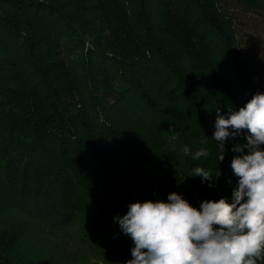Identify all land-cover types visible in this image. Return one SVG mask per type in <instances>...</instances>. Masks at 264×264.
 Returning <instances> with one entry per match:
<instances>
[{
  "label": "trees",
  "instance_id": "16d2710c",
  "mask_svg": "<svg viewBox=\"0 0 264 264\" xmlns=\"http://www.w3.org/2000/svg\"><path fill=\"white\" fill-rule=\"evenodd\" d=\"M245 1L264 9V0ZM136 2L145 21L141 40L147 43L142 53L146 63L138 66L118 53L108 55L103 43L89 45L99 60H110L112 69H119L114 71L124 75L126 67L131 70L125 90L108 91V103L88 88L83 98L89 107L78 113L64 108L68 103L62 92H75L76 86L74 71L60 54L82 42L84 31L98 29L114 38L112 43L106 40L110 49L129 53L137 43L135 30L124 22L115 0H0V212L15 207L52 227L66 226L80 212L97 229L114 234V217L127 212L119 209L121 194L126 193L130 202H166L169 193L178 192L175 186L182 174L171 167V155L158 150L155 141L144 153L135 147L113 123V114L161 137L168 130L184 134L182 125L192 112L204 141L217 153L211 139L215 126L204 98L210 89L206 73L219 71L240 81L242 106L255 93H263L231 49L228 28L209 0ZM156 26L164 29L166 38L147 32L157 31ZM179 57H186L192 71H198L188 77L178 65ZM258 69L264 73V65ZM223 104L219 106H227ZM237 138L246 143L243 135ZM227 142L224 160L217 166L221 175L205 200L225 197L226 190L232 192L237 185L230 167L237 153ZM10 237L4 239L9 246ZM2 252L0 264H17Z\"/></svg>",
  "mask_w": 264,
  "mask_h": 264
},
{
  "label": "rangeland",
  "instance_id": "374dc122",
  "mask_svg": "<svg viewBox=\"0 0 264 264\" xmlns=\"http://www.w3.org/2000/svg\"><path fill=\"white\" fill-rule=\"evenodd\" d=\"M209 1L212 3L213 12L219 15V19L228 28V31H225V35L230 39L228 43L231 49L238 53L241 62L247 66L254 86L264 93V73L262 74L258 69L260 65H264V9L260 6H257V8L254 5L249 6L246 1L242 2V0L238 3L233 2V0ZM115 4H117L116 9L123 16L124 22L135 30L132 33L137 38V43L131 47L129 53H126V55L121 54L108 47L106 40H109L108 43L114 41L112 35L108 33L109 31L98 29V31L94 32L84 31L82 42L74 43L69 46L66 52H62L60 59L65 64L67 61L69 66L67 64L66 66L71 71H74L72 79L76 86L75 92L66 93V91H63L61 94L64 99L67 97L65 100L69 106L64 104L66 111L68 109L69 111L77 110L80 113L85 106L88 109L89 104L84 101L83 96H86V94L84 95L86 91L89 94V89L94 94L99 95L101 102L108 103L110 98H112L108 91L116 90L118 92L126 88L127 80L125 77H127L131 69L126 67L127 70L124 75L123 72L114 71L119 69L117 67L112 69L110 60H99V57L93 54L94 50L89 48V45L95 44L98 46V43H103L104 51L108 55L112 56L118 53L124 58L132 60L138 66L141 63H146L142 53L147 43L141 40V28L145 21H143L142 13H137L139 3L136 0H115ZM156 28L157 31L147 32L151 33V35L167 37V33H164L163 28L159 26H156ZM161 29L163 30L161 31ZM177 61L188 77L193 76L196 73L195 71H198H192L194 67H191L186 57H179ZM150 63L153 65L154 62ZM209 73L208 75L206 73L205 79H207L206 84L210 89L204 98L206 106H209L207 112L215 126L216 109H219L220 114L225 116L228 113V108H225L227 106L233 110H238L243 105L244 98L242 94L244 92L241 90V82L237 81V79L223 76L219 71L214 72L212 70ZM86 77L87 79L89 78L88 82L92 85L87 84ZM69 89H73L72 86ZM221 103L227 106L220 107ZM181 105L183 103L177 107H181ZM188 114L187 122L182 125L184 134L179 133L180 135L176 139L172 138L176 132L171 130L162 133L160 137L153 130L141 127L137 123L124 120L118 116L114 117V114L112 121L128 136V140L135 147L141 149L140 151L143 153L152 150L150 144L155 141L159 148L158 150L170 154L171 167H176L182 174L180 184L175 186L177 193L191 205L199 208L200 201L205 200L204 196H206V193H210L216 185L209 187V182L202 183L201 177L196 176L195 185L197 187L193 190L192 176L186 175L191 174L190 163L194 168L197 166L205 169L212 168L215 163L216 151L212 150V147L208 146L207 142L204 141L202 137L204 133L200 130L199 120L196 115H193L192 112ZM244 131L246 132V130ZM228 141L227 143L232 146L236 143H243V140L241 141L238 138H229ZM184 145L190 148V154L187 156L182 153ZM201 148L208 150L209 156L193 160L191 153H195ZM160 156L163 158L162 153ZM170 169L172 168L169 167ZM166 186L168 187L167 184ZM231 195L232 192L229 189L226 190L225 198L229 202H231ZM117 203L120 205H118L119 209L126 212L128 211V205L132 202L128 199L127 194L123 193L117 198ZM74 217L75 219L66 224V226L52 227L49 223L43 220L38 221V219L15 207L1 211L0 245L5 244V236L10 237V235L12 244L10 243L9 246L7 243L4 247L1 246L0 250H3L2 254L9 255L13 262L17 264H124L125 261L132 258L131 248L134 246V242L130 236L120 230L119 224H115L116 232L110 234L97 229L95 224L91 223L80 212H76ZM5 229L6 231H3Z\"/></svg>",
  "mask_w": 264,
  "mask_h": 264
},
{
  "label": "clouds",
  "instance_id": "9594fccd",
  "mask_svg": "<svg viewBox=\"0 0 264 264\" xmlns=\"http://www.w3.org/2000/svg\"><path fill=\"white\" fill-rule=\"evenodd\" d=\"M216 111L214 166H197L186 176H200L202 183L214 187L226 140L243 135L246 143L232 147L237 155L230 167L238 180L231 202L225 197L202 200L196 208L171 192L166 202L130 203L123 216L114 217L134 242L132 258L124 264H264V93H255L238 110L229 108L226 116ZM182 153L189 155L190 148L184 145ZM191 155L198 160L209 151L201 148Z\"/></svg>",
  "mask_w": 264,
  "mask_h": 264
}]
</instances>
